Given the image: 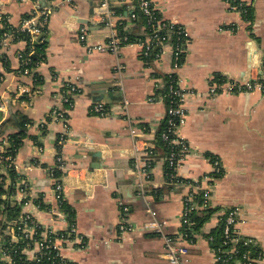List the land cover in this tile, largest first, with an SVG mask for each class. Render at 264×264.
I'll list each match as a JSON object with an SVG mask.
<instances>
[{
	"label": "crops",
	"instance_id": "1",
	"mask_svg": "<svg viewBox=\"0 0 264 264\" xmlns=\"http://www.w3.org/2000/svg\"><path fill=\"white\" fill-rule=\"evenodd\" d=\"M102 1L0 0V29L8 23L12 31L7 33L14 38L0 48V150H5L8 136L19 131L21 120H30L15 159L20 181L29 187V202L20 217L30 213L46 231H64L70 225L57 208L49 172L61 154L67 166L61 178L65 200L74 210L76 232L85 238L84 246L74 235L62 242L68 264H170L164 257L165 242L149 220L156 217L166 222V233L181 236L184 198L190 192L187 186L168 184L166 155L157 145L167 114L162 89L172 72L173 42L159 60H147L138 43L149 39L145 24L127 20L133 44L122 46L118 54L89 51V45L105 43L112 33L102 21ZM242 1L250 8L251 20L232 11L226 0H152L164 20L181 24L190 34L176 73L180 87L189 92L187 120L179 134L191 150L178 174L201 178L212 171L213 156L226 168L212 185L215 212L194 230L193 243H185L189 253L181 264H217L209 236L234 206L244 213L240 230L264 254V94L208 92L213 81H245L264 68V0ZM134 5L135 0H114L112 6ZM46 8L51 14L45 59L33 69L43 82L34 88L33 76L19 72L28 42L16 38L23 21ZM123 12L114 14V23L126 18ZM83 32L85 41L80 39ZM68 84L80 90L71 95L72 104L63 98ZM100 102L108 108L106 116L93 111ZM54 111L64 112L66 121L56 119ZM130 128L137 130L136 136ZM63 133L65 142L58 145ZM145 147L155 154L147 191L140 194L136 165L148 160ZM5 173L0 167V174ZM15 195L11 200L22 199L17 191ZM124 218L132 231L120 230ZM10 228L7 234H12Z\"/></svg>",
	"mask_w": 264,
	"mask_h": 264
},
{
	"label": "built area",
	"instance_id": "2",
	"mask_svg": "<svg viewBox=\"0 0 264 264\" xmlns=\"http://www.w3.org/2000/svg\"><path fill=\"white\" fill-rule=\"evenodd\" d=\"M25 1V0H22ZM120 2H128L129 0H119ZM230 9L232 11L239 12L244 16L248 13V5L242 0H226ZM114 0H103L99 6L100 13L102 14V21L112 29L111 35L105 43L89 45V51H100V52H110L118 54L120 48L124 45L133 44L135 41H130L128 35L121 36L118 31L119 22H113L114 11L112 10ZM147 17V23L145 24V29L148 32L149 39L147 41L140 40L138 43L141 45L143 51L142 55L145 58L152 56V59L159 60L166 48V45L170 42L169 33L171 32L174 36V41L171 44V51L173 55L172 72L168 76L172 79L170 85L169 96L171 97L170 105L167 108V128L161 134V138L165 143V147L168 151L166 157V162L168 163L169 169L172 170L169 174L171 185H183L190 189V192L184 198V209L181 218V236H174L166 233L165 225L166 222L152 217L149 220L150 227L159 236H161L165 242V254L164 257L170 264H181L183 259L188 255L189 248L188 244L193 243V233L194 228L192 227L191 213L193 211L211 208V195H212V185L215 180L219 179L226 173V168L222 164L220 158L217 156L211 157L212 171L210 173L204 174L201 178L190 180L179 176L178 168L183 160L190 153V145L185 138L179 134V129L186 123L187 120V110L184 107L186 98L189 94L188 91H184L180 87V80L177 76V71L182 65V60L184 54L186 53V44L190 39V34L188 30L173 21L164 20L158 9L154 6L152 0H137L134 6H129L126 10L130 14V20H135L137 18V10ZM51 14V8L37 9L34 11L32 16L23 21L21 26V31L27 33L30 36L31 42L36 44H41L44 42L46 25L48 22L49 15ZM3 17L0 16V21ZM84 31V30H83ZM12 38V34L7 32L0 33V48L7 46ZM82 41H85V32L80 36ZM34 54V48H31L28 56ZM22 66H27L30 63V59L20 55ZM31 70L26 67L23 71L24 75H30ZM254 91H259L264 94V68L259 73L256 71L249 79L245 81L231 80L230 78H224L221 80L213 81L208 90L209 94L216 96L218 94H246ZM80 90L75 86L68 84L67 90L63 96L64 101L72 104L73 98L72 94L77 95ZM124 107L127 109L128 101H124ZM3 108V105H0ZM93 111L100 115L106 116L108 114V108L106 104L100 102L93 106ZM56 119H61L66 121V114L62 111H54ZM130 134L132 136L137 135V130L135 128H130ZM65 142V133L62 134L58 145H62ZM140 148L136 146V150ZM144 150L147 152L148 160L140 165H136V171L139 175V181L137 182V188L140 194H145L147 189V181L150 178V171L153 166V156L154 150L152 148L145 147ZM5 150H0V163L6 161V167L10 169H15L17 171L15 159L16 157L8 154L3 156ZM59 152V151H58ZM4 171L6 170L3 168ZM67 166L60 153L56 155L55 165L49 169L50 176L54 179V192L58 204V209H60L63 216L66 213L61 210V202L65 201V195L63 191V184L60 179L54 176L55 170H61L63 173L66 171ZM1 175V174H0ZM2 180V178H0ZM10 185V181L7 180L5 188L7 189ZM28 183L25 181L18 180L16 183L17 193L22 195L20 201H24V205H28L29 194H28ZM201 194L200 200H197V196ZM16 196L15 193L12 194L11 198ZM3 198H7L4 194ZM41 206V202H38ZM120 206L124 211L128 208L120 203ZM19 223L11 226V231L13 238L18 240L15 235L16 230L22 232L25 238H34L37 232V228L40 224L36 222L34 217L30 213L24 214L19 218ZM224 224V240L220 247L215 248V261L217 264H258L264 259V254L261 249L256 247L255 240L246 236L240 230V225L245 222L244 213L242 209L238 206L231 207L228 212H226L223 220ZM134 229L133 225L126 221L124 218L122 224L120 225L121 231H132ZM74 235V239L79 245L84 246L85 238L76 232L74 224H70L68 230L64 231H54L48 230L41 233L40 239L34 240V247L32 249L26 250L29 255V259L36 260L40 262L43 258H46L51 264H67L66 260L62 256V242L66 241L70 236ZM210 242L214 239L209 236ZM0 253L2 249L0 248ZM30 253V254H29ZM33 254V255H31ZM31 255V256H30ZM2 260H8V264H12L11 258L3 253L1 255Z\"/></svg>",
	"mask_w": 264,
	"mask_h": 264
},
{
	"label": "trees",
	"instance_id": "3",
	"mask_svg": "<svg viewBox=\"0 0 264 264\" xmlns=\"http://www.w3.org/2000/svg\"><path fill=\"white\" fill-rule=\"evenodd\" d=\"M137 3V0H135V4ZM249 8V7H248ZM124 9L126 10L125 7L123 6H113L112 10L116 14H121L123 15ZM127 11V10H126ZM137 18L135 20H130V14L127 12V16L124 20L119 22L118 25V31L121 36L123 35H128L130 41H135V38L132 33H129V30H127L126 24L127 20L131 22H135L139 25L141 24H146L147 23V17L142 14L139 9L137 10ZM248 20H251V12L250 8L248 10L247 15L245 16ZM12 31L11 28L9 27L8 23L5 22V26L0 29V33L2 34L3 32H9ZM147 35L148 32L150 31L147 29ZM169 33L170 41H174V36L171 32H166ZM19 38H16L18 40H25L28 42V49L25 53H23V56L26 58L30 59V63L27 66H21L19 72L23 73L24 69L28 67L31 72L30 74L33 76V81H34V88L42 85V77L39 76L37 73L33 71V69L45 59V46L47 44L46 39L44 40L43 43L41 44H36L33 41L31 42L30 36L27 33L19 32L17 33ZM140 38H146L140 37ZM31 48H34V54L31 56H28L29 51ZM0 59L2 56L0 55ZM147 60H151L152 56L149 58H146ZM7 67L9 68V63L6 62ZM171 78L167 75L164 79L163 82V89L162 92L165 95V101L167 108L170 105V100L171 97L169 96V88L171 85ZM27 97V96H23ZM30 122V120L23 118L19 124V131L11 134L8 136V144L6 145L5 152L2 153L3 156H6L8 154H11L12 156L16 157L19 148L23 144L25 138L27 137V127L26 125ZM167 116L165 118V121L163 122V126L161 127V130L158 133V138H157V145L158 149L163 150L165 152V155L167 157L168 151L166 147L164 146L165 143L161 138V134L166 130L167 125ZM155 154V152H154ZM6 161H3L0 163L1 168H5V174H1L0 178V248L2 249V253H6L12 260V264H51L50 261H48L46 258H43L40 262H37L36 260L29 259V255L26 253V250L32 249L34 247V240L35 239H40L41 233L45 231V229L39 225L37 228V232L34 235V240L31 239L30 237L25 238L24 234L22 232H19L16 230L15 235L18 237V240H15L13 238L12 234H7L6 230L9 226H13L14 224L19 223V218L22 215V208L24 206V201H17V200H11L12 194L16 192V183L18 180H20L21 175L15 171V169H10L6 167ZM166 176H167V181L168 184H170V178L169 174L172 172L171 169L168 167V163L166 162ZM153 167V166H152ZM63 172L61 170H55L54 171V176L57 179H60L63 176ZM7 180L10 181V185L8 188H5ZM171 185V184H170ZM6 195L7 198H3V195ZM201 194L197 196V200H200ZM41 207H44V205L41 204ZM60 208L62 211L66 213V216L70 222V224L75 225V214L74 210L71 207V205L65 200L61 202ZM215 212L213 208H206V209H201L193 211L191 213V221H192V227L194 230L197 232L199 231L204 223L210 218V216ZM214 239L212 242V245L214 248L220 247L222 245V242L224 240V224L221 222V224L211 233V235ZM67 262V261H66ZM0 264H8L7 261L0 260ZM68 264V262H67Z\"/></svg>",
	"mask_w": 264,
	"mask_h": 264
},
{
	"label": "water",
	"instance_id": "4",
	"mask_svg": "<svg viewBox=\"0 0 264 264\" xmlns=\"http://www.w3.org/2000/svg\"><path fill=\"white\" fill-rule=\"evenodd\" d=\"M2 119V114L0 115V120ZM92 168H99L98 166H92Z\"/></svg>",
	"mask_w": 264,
	"mask_h": 264
}]
</instances>
